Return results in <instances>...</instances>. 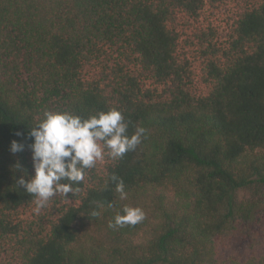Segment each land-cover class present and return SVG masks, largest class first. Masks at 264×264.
Instances as JSON below:
<instances>
[{"label": "trees", "instance_id": "1", "mask_svg": "<svg viewBox=\"0 0 264 264\" xmlns=\"http://www.w3.org/2000/svg\"><path fill=\"white\" fill-rule=\"evenodd\" d=\"M226 1L0 0V264H264V0L198 40L205 93L178 51L180 16ZM113 108L142 142L36 211L31 127ZM124 204L144 220L109 228Z\"/></svg>", "mask_w": 264, "mask_h": 264}, {"label": "clouds", "instance_id": "2", "mask_svg": "<svg viewBox=\"0 0 264 264\" xmlns=\"http://www.w3.org/2000/svg\"><path fill=\"white\" fill-rule=\"evenodd\" d=\"M28 135L32 138L29 148L34 171L28 179L22 175L18 183L34 197L35 209L39 211L57 194L66 198L68 193L78 191L73 184H81L86 170L94 168L97 161L104 160L105 156L118 159L134 151L146 136V129L137 126L129 135L128 123L122 112L115 108L86 119L69 112L45 111ZM23 150L22 143L11 141L10 151L13 154ZM111 179L115 182L120 200H126L123 180L115 175ZM91 215L99 217L101 212L93 210ZM144 218L145 213L140 207L124 204L108 226H134Z\"/></svg>", "mask_w": 264, "mask_h": 264}, {"label": "rangeland", "instance_id": "3", "mask_svg": "<svg viewBox=\"0 0 264 264\" xmlns=\"http://www.w3.org/2000/svg\"><path fill=\"white\" fill-rule=\"evenodd\" d=\"M258 1L259 0H228L215 7L206 4L200 11L197 19L183 15L180 16L177 27L180 34L178 39V51L183 52L192 65L195 89L198 93L206 92V86L200 80L201 61L204 58V55L199 51L197 45L198 40H200L203 34L210 33L207 36L208 40H210L208 42L210 45L215 48L221 46L225 47L237 11L246 4L257 3ZM210 45H207V43L205 44L208 51L210 50ZM98 70L99 68H96L91 70L90 73H97ZM22 214L24 218H27L30 217L31 212L28 211V209L27 211L24 209Z\"/></svg>", "mask_w": 264, "mask_h": 264}]
</instances>
